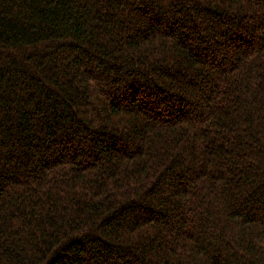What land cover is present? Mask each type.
Here are the masks:
<instances>
[{
	"label": "trees",
	"instance_id": "16d2710c",
	"mask_svg": "<svg viewBox=\"0 0 264 264\" xmlns=\"http://www.w3.org/2000/svg\"><path fill=\"white\" fill-rule=\"evenodd\" d=\"M0 264H264V0H0Z\"/></svg>",
	"mask_w": 264,
	"mask_h": 264
}]
</instances>
